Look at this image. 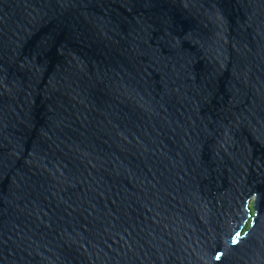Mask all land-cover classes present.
<instances>
[{
	"label": "water",
	"instance_id": "95a60500",
	"mask_svg": "<svg viewBox=\"0 0 264 264\" xmlns=\"http://www.w3.org/2000/svg\"><path fill=\"white\" fill-rule=\"evenodd\" d=\"M0 264H264V0H0Z\"/></svg>",
	"mask_w": 264,
	"mask_h": 264
},
{
	"label": "snow or ice",
	"instance_id": "6c2138e0",
	"mask_svg": "<svg viewBox=\"0 0 264 264\" xmlns=\"http://www.w3.org/2000/svg\"><path fill=\"white\" fill-rule=\"evenodd\" d=\"M236 242H237V241H235V240L233 241V243H236ZM217 258H219V257H217Z\"/></svg>",
	"mask_w": 264,
	"mask_h": 264
}]
</instances>
